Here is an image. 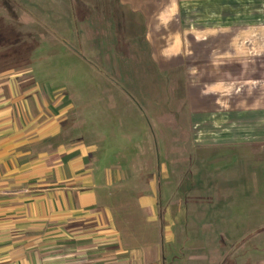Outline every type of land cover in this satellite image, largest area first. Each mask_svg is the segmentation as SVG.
Instances as JSON below:
<instances>
[{
	"label": "crops",
	"instance_id": "1",
	"mask_svg": "<svg viewBox=\"0 0 264 264\" xmlns=\"http://www.w3.org/2000/svg\"><path fill=\"white\" fill-rule=\"evenodd\" d=\"M208 1L186 9L185 0H66L65 30L98 53L112 48L97 62L124 64V74L95 66L67 38L29 85L0 76V264H264V77L248 75L245 61L234 72L230 56H209V83L198 85L188 119L199 182L188 187L189 170L177 167L175 214L160 211L173 185L157 162L151 109L136 94L151 107L163 101L149 85L116 81L137 79L138 62L162 64L154 47L183 46L190 35L200 46L230 30L234 15L257 11ZM140 46L148 56L135 53ZM255 71L264 75V64ZM237 76L256 82L231 92L218 82Z\"/></svg>",
	"mask_w": 264,
	"mask_h": 264
},
{
	"label": "rangeland",
	"instance_id": "2",
	"mask_svg": "<svg viewBox=\"0 0 264 264\" xmlns=\"http://www.w3.org/2000/svg\"><path fill=\"white\" fill-rule=\"evenodd\" d=\"M69 2L73 7L76 3L79 4V0H69ZM226 2L228 6L257 11H251L250 14L234 15L235 25L230 30L208 36V39L200 46L190 35L184 37L186 40L183 46L154 47L153 53L161 54L162 64L149 66L147 62H138L135 65L138 73L141 74L137 73V79L124 77L116 79L122 87L142 86L141 88H143L145 85H149L154 88V91L157 89L156 91L159 92L152 97L161 98L163 101V104H160V100H154L153 107H151L148 94H136L138 103L142 107L143 105L145 108L147 107V110L151 109L149 116L154 125L152 130L159 155L157 162L160 168L168 170V179L173 185L167 195L160 197V211L164 209L162 205L164 207L169 205L174 214L177 211L176 183L184 182L183 176L179 179L177 167L181 168L179 171L181 174L183 168L189 170L190 173L184 176L185 184H189L188 187L191 188V185L199 182L198 178H194L192 170L195 166L199 167L197 165L200 164L198 160L195 161L192 155L193 132L188 119L193 109V96L198 91V85L201 84L203 87L209 83V56L214 57L213 60H223L218 58L224 55L230 56L233 60L231 68L234 72L238 66L236 61H245L244 63L249 64L245 66L248 68V75L264 77L260 72L257 74L255 71L258 64L259 66L260 63L264 64V0H228ZM208 3V0H201L202 6L208 5ZM185 6L186 9L187 7L190 9L192 4L185 0ZM65 10L66 0H0V76H18L15 81H23L25 85H29L32 82V77H41L47 73L52 45L67 38L73 40L71 49L85 57H90L95 61V66L110 73L116 69L124 74V68H128L127 66L123 67L124 64L106 63L101 60L97 62V56L110 55L112 48H101L98 53V48L83 45V36L79 30L70 36L68 31L72 25L67 31L65 30L66 15L62 14ZM188 17L186 22L191 23L192 16L188 15ZM75 21L76 27H78V19L76 18ZM257 25L259 28H255ZM175 28L174 24L170 25L171 38L177 36L176 31L173 30ZM74 35H77L76 40H74ZM121 49L123 53L129 52V48ZM149 51V47L140 46L136 48L135 53L138 56H148ZM256 57H258V64L255 62ZM167 59H169L168 62ZM197 60L202 61L201 79L198 74L194 76V71L198 72L199 67L195 63ZM212 76L214 79V75ZM239 76L241 77V74ZM243 81L251 84L253 81L256 82V79L245 80V78L237 76L233 79L228 78V80L221 77L218 80L223 87L226 83L224 90L227 92H231L232 89L237 90L236 88ZM161 87L163 90L159 91ZM254 97H257L256 94ZM165 100H167V106L164 104ZM184 120L187 121L184 123ZM251 158L248 159L250 165L255 161L254 158ZM217 162L220 165L222 160H217ZM254 177L251 176L250 181L254 182L256 180ZM214 178L218 181L224 180L218 171L214 174ZM159 183L161 184L160 180ZM186 194V198L190 202L196 195L191 190L186 191ZM188 208L190 212L195 210L198 214H202L204 209L191 206Z\"/></svg>",
	"mask_w": 264,
	"mask_h": 264
}]
</instances>
